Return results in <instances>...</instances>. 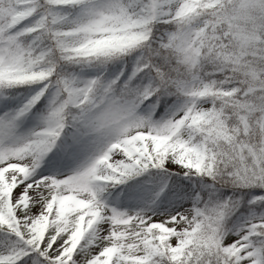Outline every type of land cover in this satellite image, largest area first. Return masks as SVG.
<instances>
[{"label":"snow or ice","instance_id":"obj_1","mask_svg":"<svg viewBox=\"0 0 264 264\" xmlns=\"http://www.w3.org/2000/svg\"><path fill=\"white\" fill-rule=\"evenodd\" d=\"M0 264H264V0H0Z\"/></svg>","mask_w":264,"mask_h":264}]
</instances>
